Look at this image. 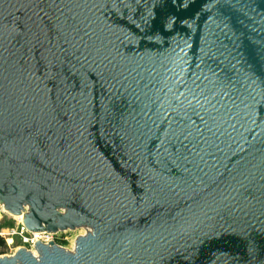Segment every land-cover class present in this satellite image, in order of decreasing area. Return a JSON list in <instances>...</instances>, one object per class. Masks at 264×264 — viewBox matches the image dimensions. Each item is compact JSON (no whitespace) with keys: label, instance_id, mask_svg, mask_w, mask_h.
Instances as JSON below:
<instances>
[{"label":"water","instance_id":"95a60500","mask_svg":"<svg viewBox=\"0 0 264 264\" xmlns=\"http://www.w3.org/2000/svg\"><path fill=\"white\" fill-rule=\"evenodd\" d=\"M0 264H264V0H0Z\"/></svg>","mask_w":264,"mask_h":264},{"label":"rangeland","instance_id":"374dc122","mask_svg":"<svg viewBox=\"0 0 264 264\" xmlns=\"http://www.w3.org/2000/svg\"><path fill=\"white\" fill-rule=\"evenodd\" d=\"M24 226L22 217L15 216L6 213L2 206H0V236L5 240V246L1 247L0 250L6 254H13L18 248L26 247L34 250V242L37 240L49 241L51 236L48 234H36L28 231ZM24 228V229H23ZM87 232V227H79L74 230H69L65 236L64 240H58L57 243L63 245L65 248L73 250L75 248V241L78 235L85 234ZM45 238V239H44ZM26 239V241H25Z\"/></svg>","mask_w":264,"mask_h":264},{"label":"built area","instance_id":"2783aa9c","mask_svg":"<svg viewBox=\"0 0 264 264\" xmlns=\"http://www.w3.org/2000/svg\"><path fill=\"white\" fill-rule=\"evenodd\" d=\"M24 227V226H23ZM24 229V228H23ZM28 230V229H27ZM28 231H30V230H28ZM31 233L33 232V231H30ZM67 232H69V230H63V231H57V232H47V231H45V233L46 234H48L49 236H51V240H49V241H44V240H42V241H44V242H50V241H52V240H54L55 242H57L58 240L60 241L61 239L62 240H64L65 241V239L67 238L66 236H65V234H67ZM34 233V232H33ZM45 239V238H44ZM25 241H26V239H25ZM58 241V242H59ZM36 242V241H35ZM35 242H34V244H35ZM63 246V245H62Z\"/></svg>","mask_w":264,"mask_h":264},{"label":"bare ground","instance_id":"6f19581e","mask_svg":"<svg viewBox=\"0 0 264 264\" xmlns=\"http://www.w3.org/2000/svg\"><path fill=\"white\" fill-rule=\"evenodd\" d=\"M0 206H2L3 207V209L6 211V213H8V214H12L11 212H9L6 208H5V206L0 202ZM12 215H14V214H12ZM15 216H19V217H22V220H23V215H15ZM24 227L26 228V226H25V224H24ZM27 229V228H26ZM34 233H36V234H39V233H41V234H44L45 233V231H35ZM37 239V238H36ZM41 240V239H40ZM38 240H36V242H37ZM35 242V243H36ZM34 247H35V244H34ZM34 250H35V253L37 254V250L34 248Z\"/></svg>","mask_w":264,"mask_h":264},{"label":"trees","instance_id":"16d2710c","mask_svg":"<svg viewBox=\"0 0 264 264\" xmlns=\"http://www.w3.org/2000/svg\"><path fill=\"white\" fill-rule=\"evenodd\" d=\"M5 246V240L0 236V248ZM0 253H4L0 250Z\"/></svg>","mask_w":264,"mask_h":264},{"label":"flooded vegetation","instance_id":"af4514ba","mask_svg":"<svg viewBox=\"0 0 264 264\" xmlns=\"http://www.w3.org/2000/svg\"><path fill=\"white\" fill-rule=\"evenodd\" d=\"M37 239H35V241H36Z\"/></svg>","mask_w":264,"mask_h":264}]
</instances>
